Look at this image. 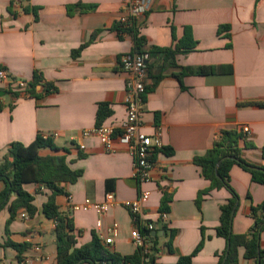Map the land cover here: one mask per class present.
I'll use <instances>...</instances> for the list:
<instances>
[{
  "label": "crops",
  "instance_id": "obj_1",
  "mask_svg": "<svg viewBox=\"0 0 264 264\" xmlns=\"http://www.w3.org/2000/svg\"><path fill=\"white\" fill-rule=\"evenodd\" d=\"M124 1L0 0V69L26 82L35 72L43 78L37 97L0 82V162L13 143L30 145L40 134L57 135L55 145L71 152L67 156L71 168L83 171L76 184H64L70 197L57 198L60 211L74 220L78 247L90 243L93 232L104 242L108 229L118 223V236L106 247L121 256L134 255L135 223L125 207L115 206L103 217L73 207L87 199L101 203L108 192H114L118 202H126L149 191L151 196L143 204L145 220L162 232L156 237L157 264H177L180 257L191 255L202 241V229L204 247L193 264H218L226 241L217 235V228L230 192L214 190L198 208V193L210 182L194 160L213 147L222 131L249 126L254 148L244 150L243 158L264 166V0H152L139 28L143 50L152 52L142 132L160 131L165 149L155 155L152 181L142 185L134 177L127 146L116 139L114 151L107 152L96 136L83 135L97 127L101 104L111 111L101 125L120 127L126 119V74L120 59L134 52V39L119 24ZM225 27L228 30L222 32ZM186 28L197 46L178 53L172 65L170 58L155 50L174 49ZM84 44L88 45L74 55ZM209 66L223 70L177 77L182 68ZM46 84L56 90L47 93ZM230 177L240 197L233 232L247 234L254 226L251 206L264 202V186L238 165L232 167ZM108 180H114L112 191L107 190ZM5 190L0 181V193ZM26 190L35 196L37 213L26 219L22 215L29 214L19 211L8 234L10 211L7 206L0 210V264H19L18 252L5 247L8 240L31 245L23 255L29 264H57L56 222L43 213L50 192L36 184L26 185ZM165 194L171 196V211L162 223L159 210ZM172 230L177 235L170 252ZM260 247L264 250V232ZM240 257V264H254L244 258V250Z\"/></svg>",
  "mask_w": 264,
  "mask_h": 264
},
{
  "label": "trees",
  "instance_id": "obj_2",
  "mask_svg": "<svg viewBox=\"0 0 264 264\" xmlns=\"http://www.w3.org/2000/svg\"><path fill=\"white\" fill-rule=\"evenodd\" d=\"M226 30H228V27L223 28L222 32ZM121 31L132 35L134 52H145L143 50L144 38L140 36L137 26H132L129 29L123 28ZM87 45H82L79 50L74 52V55H78ZM196 46L197 42L193 38L191 29L186 28L184 37L176 44L174 49L166 48L155 51L163 54L166 59L170 58L171 64L176 65L175 57L178 53L190 52ZM148 53L152 54V52ZM222 70L221 66L182 68L177 77L181 79L185 75H209L220 73ZM42 83L43 78L35 72L33 80L28 82L27 94L31 97H37L39 95L37 86ZM45 90L50 93L54 92L56 88L54 85L46 84ZM110 114L109 106L101 104L97 114V126H100ZM252 148H254V145L240 128L224 130L213 147L204 156L196 157L194 160L195 165L201 169L202 176L210 182L207 189L198 193L196 199L198 208H201L204 198L212 191L227 189L230 192V197L221 206L220 225L217 228V235L226 241V249L219 256L218 264H240L242 250H244L246 260L254 261V264H264V250L260 247L261 234L264 232V202L257 206H251L254 226L249 233L235 234L233 232V221L239 207L240 197L231 186L230 172L232 167L234 165L242 167L250 172L253 182L264 186V166L253 164L243 158L244 150ZM44 150H50L52 153L43 155L42 151ZM59 152L64 154H58ZM70 153L69 149L57 147L53 138H45L41 134L30 145L11 144L4 160L0 162V181L6 184V190L0 193V210L7 206L10 211V217L7 221V233L10 234L9 227L16 219L19 211L25 210L30 217L37 213V208L34 205L35 196L26 190V185L36 184L40 187H46L50 192L48 200L43 206V213L48 219L56 222L57 264H155L159 254L158 238H146V244H149L151 248L149 253L145 254L144 248H138L132 256H121L110 251L95 232L92 234L90 243L80 247L77 246L74 220L60 211L57 202V198L60 196L70 197L64 184H76L83 175L82 170L71 168L67 160ZM83 157L84 155L80 153L79 158ZM223 158L226 159L217 168L218 162ZM106 186L108 191H112L114 180H108ZM13 196H15V199L12 200ZM170 203L171 196L165 194L159 210L161 215L170 213ZM160 221L162 222L161 218ZM163 229L167 232L166 227H163ZM140 231L147 237V230L144 227H141ZM176 235V230L170 231L168 242L170 252H173V241ZM202 237V241L195 251L191 255L180 257L177 264H193V259L204 247V229H202ZM5 247H11L17 251L18 261L20 262L24 259L23 255L31 248V245L8 240Z\"/></svg>",
  "mask_w": 264,
  "mask_h": 264
},
{
  "label": "built area",
  "instance_id": "obj_3",
  "mask_svg": "<svg viewBox=\"0 0 264 264\" xmlns=\"http://www.w3.org/2000/svg\"><path fill=\"white\" fill-rule=\"evenodd\" d=\"M152 0H125L124 14L120 17L119 24L124 29H129L132 26L140 28L142 19L150 10ZM128 33V32H127ZM151 55L148 52H132L125 54L120 59V66L126 74V94L124 104L126 107V119L120 127L101 125L92 130H87L83 133L85 137L96 136L107 152L114 151L115 140L128 148V152L132 157L134 166V177L140 185L151 182L152 172L155 168V155L165 149V144L160 131L153 135H147L142 132V113L148 93L149 67L151 64ZM0 82H7L9 88L16 87L20 90H27L28 82L14 79L10 76L6 69H0ZM243 132L248 138L252 133L249 126L243 127ZM55 136L45 135V138ZM80 149L84 150L85 146ZM151 196L149 191H142L140 196L135 201L118 202L114 192L106 193L105 199L101 203L93 202L90 199L85 200L82 205L73 207L74 211L94 210L100 215L105 216L111 208L115 206L125 207L135 223L132 231V239L138 248H144L145 254L149 253L151 248L146 244V238L140 231L144 227L148 231L155 229L154 224L145 220L143 212V204L146 203ZM22 217L28 219L26 213ZM161 220L163 223L168 221V214H162ZM98 228L102 226V222L97 224ZM119 225L114 223L108 229L109 237L105 238L104 243L110 245L118 236ZM40 250V248H36ZM30 260L23 259L19 264H29ZM157 264V262L155 263Z\"/></svg>",
  "mask_w": 264,
  "mask_h": 264
},
{
  "label": "water",
  "instance_id": "obj_4",
  "mask_svg": "<svg viewBox=\"0 0 264 264\" xmlns=\"http://www.w3.org/2000/svg\"><path fill=\"white\" fill-rule=\"evenodd\" d=\"M226 158H223L222 160H220L218 162L217 168H219V166L221 165L222 161L225 160ZM161 235H162V232H159V231H156V230H153V231L147 233V236L148 237H152V238H156L157 236H161Z\"/></svg>",
  "mask_w": 264,
  "mask_h": 264
}]
</instances>
